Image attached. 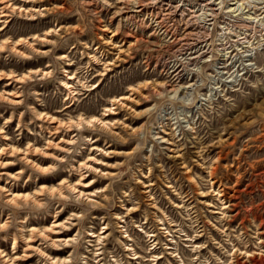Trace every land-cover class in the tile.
I'll return each instance as SVG.
<instances>
[{
  "label": "rangeland",
  "instance_id": "obj_1",
  "mask_svg": "<svg viewBox=\"0 0 264 264\" xmlns=\"http://www.w3.org/2000/svg\"><path fill=\"white\" fill-rule=\"evenodd\" d=\"M164 1L163 9L183 4L178 36L197 30L213 43L211 60L178 71L183 57L169 47L153 57L126 51L134 40L111 37L114 10L97 9L96 18L86 0H0V264H115V255L136 264L128 234L142 264H183L180 255L194 264H264V0H248L256 8L243 15L216 0L223 10L214 27L192 21L200 0ZM152 5L148 23L160 10ZM97 46L103 55L87 56ZM225 51L229 61L217 69ZM72 73L76 94L64 83ZM190 82L188 94H167ZM131 86L139 89L131 94ZM113 97L130 98L104 115ZM80 114L101 120L76 125ZM16 194L22 199L12 202ZM160 217L178 232L172 239L159 230L151 249L140 225L159 228ZM105 231L112 236L98 244ZM188 237H200L199 254ZM151 251L164 257L153 263Z\"/></svg>",
  "mask_w": 264,
  "mask_h": 264
},
{
  "label": "bare ground",
  "instance_id": "obj_2",
  "mask_svg": "<svg viewBox=\"0 0 264 264\" xmlns=\"http://www.w3.org/2000/svg\"><path fill=\"white\" fill-rule=\"evenodd\" d=\"M152 1L153 0H115L114 2H110L108 0H86V5L85 6L87 7L88 11L91 12V14L93 13L96 16V18H98V15H99V12H98L97 9L100 10V13L102 11H104V10L105 11L114 10L113 18L117 19L118 28L112 33L111 37L113 39H116L117 35H120L121 40L124 41L122 43L123 45L126 43V41L134 40V43L131 42V45L126 49V51H128L129 49H131L132 51H138V50L142 49V50L146 51V57H153L152 52H154L155 50H158L156 48L161 47V46H163L165 48L169 47V49L171 50L172 55L173 54H178V55L183 57L182 61L179 62L180 65L178 67H176L177 66L176 64H173V66H172V68L176 67V70H178V71H184L186 69L191 68L192 66L196 67L199 64L205 63V62H207V61L212 59V58L210 59V55H211L210 53H212L211 51H213L212 50L213 49L212 48L213 47V43L211 41H208V39L205 36H199V34L197 33L198 32L197 30L196 31L194 30L195 32H192L191 30H189V31H186V33L182 37L178 36V34H179L178 26H179V23H180V19L182 17H185L183 15H186V14H184V9L182 7L183 4H177L175 6L171 5V6L167 7V8H165V9H163V7L169 5L168 2H166L164 0H161L159 2L153 1L157 5L159 4L160 10L158 11V10L154 9V10L157 11L156 14L154 13L155 14L154 19L152 20V18H151V22L148 23L146 20L150 17V12L153 11V9H152V7H153L152 3L153 2ZM200 1L201 2H197V4L194 5L196 7V9H193L191 11L192 12V17L191 18L193 19L192 21L196 20V22L197 21L198 22H203L204 24H210L211 26H213V23L215 24V20H216V18H218L219 13L221 12V10H223V8H222L223 5H221L223 3H221L220 1L217 2L216 0H200ZM228 2H229L228 6L230 7V9H228L227 11L231 12L233 15H235V14L236 15H240V14L243 15L246 12H248L249 10H251V9L254 10L256 8L248 0H229ZM168 8L169 9L171 8V9L168 10ZM259 9H261V11L264 13V5L261 6ZM12 10H15V8L13 7ZM29 15H34V14L30 13ZM151 16H152V13H151ZM246 16H247L246 19L253 18V17H250V18L248 17V16H250V14L246 15ZM235 18H237V17H235ZM239 18H240V16H239ZM250 20H252V19H250ZM250 20H248V21H250ZM98 21H101V19L99 18ZM186 22H187V20H186ZM249 23H251V21ZM184 25L186 26V24H184ZM190 25L192 26V24H190ZM151 26L154 27V30L151 33H149V34L147 33L146 34L147 36L143 35L141 30L145 31V28L149 29ZM198 26L199 25H197V27ZM194 27L195 26H193V29H194ZM201 29H203V28H201ZM205 29H206V27H205ZM106 30H107V28L104 29V31H106ZM52 31L53 30L51 28L50 30H47L44 33V35L45 36H49V35H51ZM183 32H185V31H183ZM233 32H235V31H233ZM39 37L40 36H38L36 34L33 38L34 39H38ZM107 44H110V43H107ZM4 46H6L5 42H3L0 45V50H5ZM87 48H89V47H87ZM98 49H99V46H97L95 49L92 50V52H94V53H88L87 56H89L90 58L91 57H93V58L99 57L97 55L98 53H100L99 51H97ZM210 49H211V51H210ZM222 49H224V48H222ZM95 51H97V52H95ZM120 53H124V51H121ZM120 53H119V55H120ZM171 53H170V55H171ZM221 53H223V52H221ZM102 55L103 54L100 53V56H102ZM170 55H168V57L172 56V55L171 56ZM62 57H66V55H63ZM128 57H131V56L128 55ZM174 57H175V55H174ZM221 57L222 58H220L217 62L214 60V62H216L218 64V66H216L217 69L224 68L226 62L229 61L228 59L230 58V57H228V52H226V51L222 54ZM109 65L110 64H108V67L105 66V68H107V69L103 70L104 73H102L100 76H105L107 74L106 70L107 71H111V68H109ZM214 65H216V64H214ZM74 73L70 74L71 76L66 78V80H64V83L70 89L71 92H74V94H76L77 92H75V90L71 89L74 86L69 84L71 79L74 80V79L77 78V76ZM174 78H177L178 80L180 79V81L182 79L177 74L174 75ZM86 83H87V81H83V82H81V85L84 88H87V87L89 88V86L86 85ZM193 85H194V83H191V82L186 84V86L178 84L175 87L174 86L171 87L173 89L167 90V86H168L167 84H165V83H160L159 84V86L161 88H163V91L167 90V94L168 93H170V94L173 93L174 95H177L178 93H183L184 95L188 94L189 90L192 89ZM138 86H140V85H138ZM137 87L131 86L128 90L131 92V94H133L134 91L139 89ZM92 89H95V87L94 86L90 87L89 90H92ZM164 92L157 91V94H159V96H160ZM1 96H3L2 93H1ZM144 97L146 98L147 96L144 95ZM129 98L130 97H124V98H120L119 99L117 97H113L112 99H110V102H109L110 105L105 106V112H104L105 114L104 115H106V113L108 111H113L114 110L112 108V106L119 105L121 100L129 99ZM44 117L46 118V116H44ZM54 119L55 118H53L51 120H53V122H55ZM100 120L101 119H99L98 117H94V116L86 117L83 114H80L79 117H78L76 125H80V124H83V123L91 124V123H95L96 121H100ZM71 123H72L71 125L74 124L73 120L71 121ZM157 138H160V136L157 137ZM164 141L165 140H163V142ZM94 148L95 147H93V149ZM16 152H18V151H16ZM83 165L86 166L87 164H83ZM83 179L84 178H81L79 180V182H77L76 184H73V185L69 184V186L71 187V190H75V187L77 185H80V182ZM84 185H86L85 187H88V184H84ZM83 193H84V191H80V195L83 194ZM61 195L62 194H61V191H60L59 196H61ZM25 196H28V195H25ZM20 199H22L20 194L19 195L16 194V195H14L12 197V202H18ZM137 210H138V208H136V207L130 208L128 210V215H132ZM119 219H121V218H119ZM121 221L123 223H125V221H123V220H121ZM126 224H127V222H126ZM158 224L161 225V226H159V228H155L153 230H149L148 232L146 230L147 225H145V224L140 225L142 230H145V232L148 233V237H149L148 242H151V245H152L151 249H154V248L156 249L161 244L159 230H163L164 233H167V236L173 235L172 239H175L174 234L178 232V230L175 229V226L177 224L174 221H171V222L170 221H166L164 218L160 217V219H158ZM126 226L127 225H123V226H119V227H124L125 228ZM105 228L108 229V226H105ZM40 233H41L42 236L45 235V233H42V232H40ZM124 233L128 234L129 231L126 230V231H124ZM111 236H112V234H108L107 231L101 232L97 236L98 237L97 238L98 244H99V242L101 243V241H103L105 243V241L107 239L109 240V238ZM45 237H46V235H45ZM94 237H96V236H94ZM124 238L127 239V242H130V243H126L125 244L126 251L129 252L128 254H133L134 255V257L130 258V260L134 259V260H137L135 262L136 264H142V262L145 259V256L140 254L139 251H137V249L135 247L136 246L135 245V240L131 237V234L125 235ZM187 239L191 240V242L195 243V245L193 247V248H195L194 249L195 253L200 252L201 251L200 249L204 248L203 245H199V243L197 242V240H199L200 237H196L195 238L196 240L194 238H191V237H188ZM52 242H53L54 245H58V244H56L55 241H52ZM173 243H176V242L173 240L172 242H169L168 244H165V245H167L165 250L166 249H173L172 246H169V245H171ZM102 248L103 247H100L99 249L101 250ZM174 249H175L174 251H171L168 254H171L172 257L179 256L180 253H179L178 248L175 247ZM96 250H98V249H96ZM150 253H151V255H149L150 256V261L153 262V263H156L161 257H164V255L162 254L163 252L156 253V251L155 252L151 251ZM245 253H247V251ZM102 254H105V249H104V251H99L98 252V256H100ZM180 257H182V259H183L182 260L183 264H194V262H192L188 257H184V258L188 259L189 263L184 260L182 255H180ZM9 258H8V260H9ZM14 259L15 258H13V259L11 258V261L14 262L15 261ZM53 259H54L55 264L57 262H61V261H63V263L66 264V263H68L70 261V260H68V258H65L63 260L62 258H57V257L54 258L53 257ZM103 259H104V257H101L99 259V261H97V263L98 264H104V263H101ZM113 261L115 262V264H133V262L129 261V259H128L127 262H123L122 259L119 257V255H115V259H113ZM86 263L87 264H91L89 261H87Z\"/></svg>",
  "mask_w": 264,
  "mask_h": 264
}]
</instances>
